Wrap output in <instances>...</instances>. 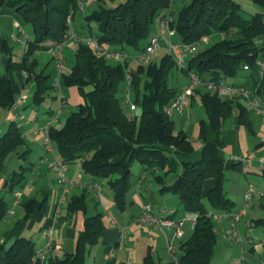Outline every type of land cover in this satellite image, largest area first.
I'll list each match as a JSON object with an SVG mask.
<instances>
[{
    "label": "trees",
    "instance_id": "trees-1",
    "mask_svg": "<svg viewBox=\"0 0 264 264\" xmlns=\"http://www.w3.org/2000/svg\"><path fill=\"white\" fill-rule=\"evenodd\" d=\"M251 1L261 11L250 18L243 17L242 7L235 0H188L177 12L172 9L173 0H125L110 7L98 4L97 8L84 14L81 27L89 30L91 24H95L98 35L94 39L105 48L125 50L132 47L141 52L151 37L154 20L175 13L171 26L179 42L193 43L203 36L219 37L191 56L185 70H179L185 75L193 72L203 82L218 81L234 77L244 67L257 66L256 61L264 55V0ZM77 2L0 0V7L5 5L13 9L32 32L19 63L11 62V51L6 49L7 70L0 67V109H10L15 99L11 79L5 75L10 69L24 72L25 82L30 79L35 81L32 104L40 105L44 101L48 76L42 71H35L37 61L33 54L40 48L65 40L70 28L67 18L70 16L72 22L78 11ZM128 67L127 62L122 64L104 60L91 46L79 42L74 65L60 77L65 87L78 89L82 103L59 128H51L48 137L55 145L62 164L80 161L84 173L95 180L107 182L120 210L124 208L131 187V166L134 162L152 170L153 174L164 171L163 175L156 176L162 190L171 191L183 205L199 203L192 235L178 244V264H212L217 234L207 214L210 211L233 212L234 207V202L227 197L223 187L224 161L218 155V148L222 145L220 131L234 112L238 115L239 123L249 127L247 108L237 98L220 99L216 94L197 88L194 93L200 97L206 111L214 140L208 141L206 121L201 120L198 139L203 146L199 158L182 162L179 176L170 186H165L163 176L177 172L170 149L184 157L194 151L188 135L176 130L174 121L165 113L167 105L179 93L169 86L173 69L178 68L167 52L159 63L139 64L131 68V95L138 110L131 118L122 105V95L119 96L123 92ZM87 88H90L89 91H86ZM256 94L264 99V70ZM25 145L20 127L12 122L0 136V179L9 155L25 157L27 151L21 152ZM12 175V181L20 182L23 178L22 174L16 172ZM207 179H213L214 185L202 195L203 182ZM203 200L210 207L209 210ZM34 203L31 200L26 204L28 213L32 211ZM67 208L71 213L85 212V198H72ZM6 212V201L0 197V221L5 218ZM253 226L262 228L264 232V217L254 220ZM104 228L101 214L87 217L84 229L76 240L75 251L62 259H55L54 264H85L88 247L99 242ZM6 245V242L0 244L4 264H31L37 261L31 239L19 237L10 248L6 249ZM144 264H149V257L145 258Z\"/></svg>",
    "mask_w": 264,
    "mask_h": 264
},
{
    "label": "crops",
    "instance_id": "crops-1",
    "mask_svg": "<svg viewBox=\"0 0 264 264\" xmlns=\"http://www.w3.org/2000/svg\"><path fill=\"white\" fill-rule=\"evenodd\" d=\"M86 1L87 5L90 4L89 8H97L98 4L114 6L119 0ZM124 1L120 0V2ZM248 1L253 3L251 0ZM236 2L240 4L239 1ZM252 10L253 15L260 12L261 8L260 11H256L254 8ZM79 23L81 24V22ZM25 26L29 25H26L13 9L5 5L0 7V67L2 69H4V66L1 64V59L6 56V49L11 51L10 59L12 63H19L22 60L26 52V46L10 41L8 36L22 29L23 34H18L19 39L23 40V36H26L27 40L31 39L32 34L31 36L27 35ZM75 32L80 38H87L81 31ZM78 43V41H68L65 46L76 53ZM13 44H17L23 49L19 59L14 57ZM42 53L47 55L49 63L40 68L39 58ZM33 57L37 61L35 71H42L45 76H48L46 81L48 90L44 101L40 105L32 104L36 89L35 81L30 79L25 82L23 72L10 69L8 76L11 79L15 97L19 95L26 96V100L19 106L17 111V114L23 120L17 121L15 113L10 109H0V136L6 132L12 122H15L20 127L26 142L21 152L27 151L25 157H20L18 154L9 155L0 179V197L6 201L7 211H12L10 216H5L0 221V240L8 244L19 237L31 239L34 242L36 252H39L46 248L51 239L52 247L46 251L45 260L34 261L31 264H54L55 259H62L67 254H72L75 251L76 240L79 233L84 229L85 219L101 214L105 228L99 242L88 247L85 264H144L146 257H149V264H178L179 243L176 242L177 250L174 255H169L165 250L166 242L171 238L172 232L165 228L142 226L139 223L141 209L145 204L151 205L160 215L169 213L171 217L176 219L198 214L199 203L193 206L183 205L171 191L162 190L156 176L163 175L164 171L153 174L152 170L136 162L137 165L131 168V187L126 195L124 208L120 210L114 202L113 192L107 182L95 180L84 173L80 161H76L65 165L66 177L69 183L68 193L65 203L59 210H56L61 188L57 182L56 173L50 169L49 163L60 162V157L57 150H53L51 153L44 150L45 133L43 127L47 121L58 115V122L53 128H59L69 114L82 103V98L76 87H65L63 85L60 77L63 74L62 70L59 73L57 72L46 47L37 50ZM260 60L264 62V55L260 56ZM51 76L52 79H50ZM226 80L228 83L241 85L250 91H256L261 80V71L255 65L244 67L234 77ZM56 81L58 86L53 87V83ZM47 97H50L51 101L46 108L40 111V106L46 101ZM195 97L200 100V97L194 93L189 98L191 103ZM239 102L242 104L240 100ZM247 111L249 113V127L240 124L238 115L234 112L224 122L220 131L222 145L218 148V155L224 161L223 187L227 197L234 202V207L235 198L244 194L251 186H255L258 190H261L260 192L264 193V177H262L264 171V120L258 118L251 108H247ZM40 133L43 135L42 139ZM206 134L208 141L212 142L214 134L208 120L206 122ZM202 146L203 143L201 142L197 149L194 147L193 153L188 157H184L174 149H170V156L177 172L163 176L165 186H170L179 176L182 162L195 161L199 158ZM236 170L237 173H234ZM15 172L22 174L23 178L20 182L12 181V174ZM143 172H145V175H142ZM93 183L99 184V191H95L90 187ZM213 185V179L205 180L202 186V195L209 191ZM232 185L236 188H232ZM254 194L259 195V192L256 190ZM80 196L85 198V212H69L67 208L69 201ZM31 200H34L35 203L32 211L28 213L26 204ZM203 204L208 210L210 209L205 200H203ZM234 207L233 212H235ZM261 207L262 210L257 219L264 217V215H261L264 211L263 204ZM162 210H165V212ZM237 210L239 211V209ZM56 215L58 216L56 217ZM185 225H188L189 230L193 232L191 223L189 221L185 222L183 225L184 235L180 241L186 240L192 235L191 233L187 236ZM260 229L261 231L254 232L256 233L255 238L259 242L253 243L247 249L250 256L248 261L245 257L246 249L241 244L242 242L236 240L237 233L236 236L232 233L231 235L234 238V243L241 249L240 253L237 252L235 246L223 247L220 252V261H224L223 264H235L238 262L237 258L239 256L240 259H243V262H246L245 264H264V232L262 228ZM249 230L253 231L252 228ZM245 238L251 237L245 236L242 241H245ZM0 264H4L2 254H0Z\"/></svg>",
    "mask_w": 264,
    "mask_h": 264
},
{
    "label": "built area",
    "instance_id": "built-area-1",
    "mask_svg": "<svg viewBox=\"0 0 264 264\" xmlns=\"http://www.w3.org/2000/svg\"><path fill=\"white\" fill-rule=\"evenodd\" d=\"M77 6L79 10H84V8L87 6V1L78 0ZM67 22L69 25L71 24L70 16L67 18ZM173 22L174 19L170 15H165L164 17L159 19L157 33L150 37L144 49L135 58L139 64L145 66L149 64L151 57L160 48L159 43L162 41L165 51L168 54H170V56H172L175 66L180 70L181 69L185 70L187 65V60L199 50V45H201V43L207 41L210 38L208 36H203L197 42H193V43H182V42L172 43L171 39L176 36V31L171 26ZM18 34H23V30L19 29L17 32L11 33L8 36V39L14 43L20 44L22 46H26L28 40H20ZM68 38L72 40L74 39L78 42H82L84 44L91 46L94 52L98 56H101L104 60L114 61L123 64L125 62H128V60L130 59V54L124 49H108L100 45L94 38L93 39L80 38L79 36H77V33L73 32L70 35V37L67 36L63 42L55 45L46 46V51L53 60L54 66L58 73L61 72L62 70V66L64 63V47L68 42ZM256 65L258 66L262 74V71L264 70V62L258 59L256 61ZM23 76L25 79L26 74L24 72H23ZM187 77H189L190 79V82L187 85V87L182 89L165 108V113L168 116H171L174 113L181 114L185 109V107L187 106L189 98L192 96L195 90L197 88H203L208 92L216 94V96L219 97L220 99L237 98L242 102V104L245 107L251 108L254 114L258 118L264 120V99L263 100L260 99V97L256 94V91H250L244 86L228 83L226 79L203 82L201 78L193 72H187ZM131 80H132L131 69L128 67L125 71V85L123 88V95L121 102L127 116L132 118L135 116L137 107L131 98V87H130ZM55 86H58L57 81L53 83V87ZM254 94H256L257 97H255ZM25 100H26V96L19 95L15 97L14 102L10 107V111L15 113L16 115L15 119L17 121L23 120V118L17 114V111L19 109V106ZM57 122H58V115L54 119L47 121L43 127L45 133V141L43 145H44V150L47 153H51L53 151L52 142L48 137V131L51 128H53V126L56 125ZM49 167L56 173L57 182L60 184V188H61L60 196L56 203V210H59L60 207L65 203L66 195L68 193L69 183L66 177V168L65 165L62 164L61 162L49 163ZM142 175H145V172H143ZM90 187L95 191L100 190V186L97 183L91 184ZM254 193H256V190L254 188H250L249 190H247L245 193L246 200L249 201ZM259 196L261 198H264V193L260 192ZM162 211L165 212V210ZM11 214L12 211L6 212V216H10ZM243 215H244L243 210L237 212L210 211L207 214V216L211 220L230 219L232 221L231 233L235 236H236L235 224L239 221L240 217ZM57 216L58 215H56V217ZM197 218H198L197 214L191 216L189 215L184 218H177V219L171 217V214L169 213L165 215H160L151 207V205L145 204L142 206L141 209V213L139 216V223L142 226L165 228L170 230L172 232V235L171 238L166 242L165 250L169 255H174L177 250L176 242L180 241L184 235L183 232L184 223L189 221L193 228L197 221ZM236 240L240 242L238 237L236 238ZM3 243L4 241L0 240V244ZM251 244H253L252 241ZM51 247H52V241L50 239L44 250L36 252V260L37 261L45 260L46 251L49 250ZM242 260L243 259H240L235 264H241Z\"/></svg>",
    "mask_w": 264,
    "mask_h": 264
},
{
    "label": "rangeland",
    "instance_id": "rangeland-1",
    "mask_svg": "<svg viewBox=\"0 0 264 264\" xmlns=\"http://www.w3.org/2000/svg\"><path fill=\"white\" fill-rule=\"evenodd\" d=\"M236 1H239L241 6H242L241 14L243 15L244 18H250V16L253 13V10H252L253 8L256 11H260V7H258L257 5H254L253 3H251L248 0H236ZM119 2H120V0L117 1L116 4ZM187 3H188V0H173V4H174L173 6L174 7H172V9L175 12H177L181 7L185 6ZM89 6H90V4L87 5L84 8V10L78 9V11L74 14V17L72 19V22H71L70 28H69V33H68L69 37L75 31H81L83 34H85V36L88 39H93L95 36L98 35V30H97V27L95 24L94 25L91 24V27L88 30L87 27H85V28L81 27V24L79 23V22L82 23V20L84 18L85 13L87 14V13L91 12L93 9H95V8H89ZM103 6L104 7H110V6H108V4H107V6H106V4H104ZM170 14H171L170 16L175 15V13H170ZM158 22H159V20L156 18L154 20V23L152 26L151 36H153L157 33ZM25 30H26L27 35L31 36L32 33H31L30 27L25 26ZM77 36H79V35L77 34ZM218 38L219 37L216 35L211 36L207 41H205V42L201 43V45H199V50L205 49L211 43L217 41ZM22 39L27 40V37L23 36ZM68 41H76V40H74V39L72 40V39L68 38ZM179 41H180V39L178 36L171 39L172 43H179ZM13 45H14V55H15L14 57L19 59L21 57L23 49L17 44H13ZM159 45H160V48L151 57L150 63H159L162 56L166 53L162 41L159 43ZM125 50L130 54V59L127 62L128 66L131 65L130 67L133 69L139 65V63L137 62V60L135 58L140 53V50H138L136 48H132V47H127ZM75 61H76V53L72 49H69L65 46V48H64V63L62 66V73L67 74L70 71L71 67L74 65ZM39 62L41 65L40 68L43 67V65H46V63H49V59H48L47 55L42 53L40 55ZM149 64H147V65H149ZM49 66H52V65H49ZM50 79H52V76ZM189 82H190V79H189V77H187V75H185L179 69H176V68L173 69L172 75L170 76V79H169V86L170 87L175 88L177 91H181L182 89L187 87ZM89 89L90 88H87L86 91H89ZM51 94H53V93H51ZM79 95H80V93H79ZM121 95H123V92L119 93V96H121ZM254 96L257 97L256 94H254ZM131 98H133L132 95H131ZM50 101H51L50 97H47L46 101L40 106V111H42L44 108H46L47 105L50 103ZM52 109H55V108H52ZM70 109H73V108L70 107ZM136 112H138V110H136ZM170 118L174 121L176 130L183 131L184 133L189 135L190 140L192 141V144L197 149L199 147V145H201V142L197 138L200 121L205 120L207 122L206 111H205L202 103L200 102L199 98L195 97V99L192 101V103L189 100L187 103V106L185 107V109L183 110V112L181 114L174 113L170 116ZM39 135L41 136V139H42L43 138L42 133H40ZM52 146H53V150H56L55 145L53 143H52ZM136 165H137V163L134 162L132 164L131 168H134V166H136ZM234 173H237V170L234 171ZM232 188L235 189L236 187L232 185ZM250 188H254L259 193L261 191V190H258L255 186H251L247 190H249ZM246 191L244 192V194L235 198V207H234L235 209H234V211L237 212L238 211L237 209H239V211H242V210L245 211L244 215L241 216L239 221L235 224V231L237 233V237L239 238L240 242H242L241 244H243V247L246 249L245 257L247 258V261H248L250 256L247 252V249L252 245L251 241H252V243H258L259 242V240L257 238H255L256 233H254V232H259V230L261 231V229L260 228L259 229L254 228L252 224H253V221L255 219H257V217H259L258 215H259L260 211L262 210V207H261L262 204L264 206V199H261L258 194H253L252 198L249 201H247L245 198ZM211 212H213V211H211ZM261 215H264V211L262 212ZM212 221L214 223V226L216 229V234H217L216 251H215V254H214V257L212 260V264H217V263L223 264L224 261H222V262L220 261V252H221L223 247L230 246V245L235 246L237 252H239V253H240L241 249L234 243V238L231 235V223H232V221L230 219H219V220L213 219ZM250 228H252L253 231L249 230ZM185 229L187 230V236L192 233L189 230L188 225H185ZM245 236H248L251 238H245V241H242L243 237H245ZM186 237H185V239H186ZM178 243L179 242H177V244ZM239 260H240V258L238 256L237 261H239ZM241 263L245 264L246 262L241 261Z\"/></svg>",
    "mask_w": 264,
    "mask_h": 264
},
{
    "label": "water",
    "instance_id": "water-1",
    "mask_svg": "<svg viewBox=\"0 0 264 264\" xmlns=\"http://www.w3.org/2000/svg\"><path fill=\"white\" fill-rule=\"evenodd\" d=\"M6 63H7V57L4 56V57H2V59H1V64L4 66V70H7ZM5 75H6V77L8 78V72H6ZM13 244H14V241L9 242V243L6 245V249L10 248Z\"/></svg>",
    "mask_w": 264,
    "mask_h": 264
}]
</instances>
